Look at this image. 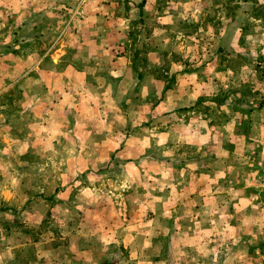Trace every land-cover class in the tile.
<instances>
[{
	"label": "rangeland",
	"instance_id": "1",
	"mask_svg": "<svg viewBox=\"0 0 264 264\" xmlns=\"http://www.w3.org/2000/svg\"><path fill=\"white\" fill-rule=\"evenodd\" d=\"M120 52L134 68L114 79ZM74 57L96 81L71 95L48 80ZM173 63L200 77L202 108L152 117ZM0 92V264H264V0H0ZM180 121L213 124L218 149L209 132L180 148L182 128L174 146L146 140ZM187 155L201 196H165Z\"/></svg>",
	"mask_w": 264,
	"mask_h": 264
},
{
	"label": "crops",
	"instance_id": "2",
	"mask_svg": "<svg viewBox=\"0 0 264 264\" xmlns=\"http://www.w3.org/2000/svg\"><path fill=\"white\" fill-rule=\"evenodd\" d=\"M90 31L93 35H97L98 33L102 32L101 28L98 29H90L88 30ZM113 33L117 34L119 33L118 30H111ZM87 30L86 29H82L80 30V33L83 35V33H86ZM106 33V29L103 28V33ZM97 40L100 41V38H97ZM101 44V42H100ZM102 47H104L102 45ZM116 48H119V46L116 44ZM118 54V53H117ZM23 65L25 68H27V72L25 74H23L24 78H25V82L30 81V78H28V76H31V73L29 71H31L32 69L37 72L38 68L40 66H42L43 63V59L42 58H38L35 61L31 62L29 59H25L22 60ZM51 63H57V60L53 59L51 61ZM110 67H111V77L114 79L117 78H121L123 76L128 75L130 72H133V64H131L130 60H128V58L126 57V55L122 52H120L118 54V56L116 57H112L110 59ZM153 64V62H151ZM160 62L157 63V65ZM86 65V60H82L79 61L77 59V57H74L73 59H71V62L67 63V65H65V68L62 69V72L56 74L53 73L55 76L49 78L48 81L53 82L54 84H58L59 81L63 82L66 84V89L67 91H69V93L72 94H76L79 90H81V92L83 93V89H86L87 91H89L91 89V86H93L94 84V80L93 78H90L87 76V74L85 73V69H82L84 66ZM152 66V65H151ZM172 66L174 68H172ZM171 66V70L167 71V72H163L164 75L166 77L163 78L164 81H162L164 87L161 89V93H160V100L154 105V107L152 106V108L150 109V116L155 117L157 115H165L167 113H171V114H175L176 112H182V111H194V110H198V108H202L200 107V96H201V91H200V77L194 73L193 71H186L183 69V67L181 66V63H173ZM147 67H150V63H148ZM153 67V66H152ZM149 69V68H148ZM148 69H146L144 72V74H140L138 73L137 75V79H139L140 77L144 78L145 83L147 84L145 89L149 90L151 89V86L149 85L150 83V79H152V74L155 72V69H152L150 72H148ZM144 76V77H143ZM153 85V84H152ZM85 86V87H84ZM88 87V88H87ZM152 86V89L153 90ZM92 89L96 90L95 87H93ZM138 89V87H137ZM106 93V91H104ZM104 93V95H105ZM1 94V92H0ZM27 98H25L24 101H26ZM15 103V102H13ZM61 103V105H63L62 107H64V105H69L68 100H65V97H63L60 101L59 104ZM52 106H50L49 109L45 110V115L48 117H59V115H61V110H59V107L61 105H59L58 103H54L52 104V101L50 103ZM203 104V103H201ZM17 108L19 109H23L22 112H25L23 106V99L18 100L17 101ZM27 105V104H26ZM100 105L101 103L99 102L97 105V108L100 109ZM63 110V109H62ZM148 112V113H149ZM175 112V113H174ZM193 114H196V112L194 111ZM196 118V117H195ZM199 119H201V117H198ZM207 118V117H206ZM197 119V118H196ZM195 119V122L196 121ZM186 120V119H185ZM210 121V120H209ZM208 121V123H209ZM52 120L50 121L49 119L47 120V123H51ZM182 124L181 127H179L178 129L175 128L173 126V128L171 129V126L162 128L161 131H155V126H153L152 124H150L149 128L147 129V133H146V140L148 141H154V140H158L160 142H162L163 144H160L163 146V148H166V146L169 145H175L173 143V138H174V133L175 131H181L182 128V134L179 136L181 139V147H185V148H189V149H193L194 146H198L201 144L198 136L200 134L204 135V132L207 134V132H209L210 135V148L212 149H218V137H214L213 138V124H207V125H197V126H192L194 123H192V125L189 123V125L187 126L186 122H182L180 121ZM202 126L204 127V129L202 131L199 130V127ZM255 126V125H254ZM253 126V128H255ZM259 128V127H258ZM259 129H262L259 128ZM216 135H218L217 131H216ZM131 137L134 139V136L130 135L128 137V139L126 140V142L124 143L125 145H132V143L130 142ZM158 141L157 142H152L157 143L158 145ZM4 143L5 145H10L12 143V139H4ZM19 145H21V141H19ZM183 151V149H182ZM121 160H117L120 162H123V166L127 167V168H133L134 164L136 163V159L134 158H119ZM170 161H172V158H169ZM210 161V173H215L217 174L220 167L219 166V159L218 158H213L212 155H210V158L208 159ZM201 160L199 159V162L197 160V158H190L189 155L186 156V158H179V163H180V169L179 171L181 172V178L182 182H179V187L174 186V183L176 180L175 176L170 175V177L168 178L167 181V185H165L164 187V195L165 196H170V195H175L176 190L178 191V196H184V198H195L196 196H201L199 193L195 192L193 189L190 188L187 180H189V176H190V172L192 169H194L193 167H195L196 164V169L199 170V165L201 164L200 162ZM225 160H223L224 162ZM146 162L149 164H156L153 159H149L146 158ZM222 162V163H223ZM243 164L247 167V172L251 171V168L253 166L252 163V158H243ZM164 171V170H163ZM166 176V175H165ZM170 178V179H169ZM171 178H172V182H171ZM188 184V186H187ZM152 188V187H151ZM175 189V190H174ZM171 200V199H170Z\"/></svg>",
	"mask_w": 264,
	"mask_h": 264
}]
</instances>
